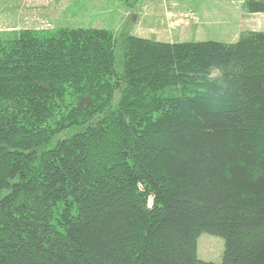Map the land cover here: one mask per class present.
<instances>
[{
	"label": "trees",
	"instance_id": "1",
	"mask_svg": "<svg viewBox=\"0 0 264 264\" xmlns=\"http://www.w3.org/2000/svg\"><path fill=\"white\" fill-rule=\"evenodd\" d=\"M0 264H264V31L0 37Z\"/></svg>",
	"mask_w": 264,
	"mask_h": 264
},
{
	"label": "rangeland",
	"instance_id": "2",
	"mask_svg": "<svg viewBox=\"0 0 264 264\" xmlns=\"http://www.w3.org/2000/svg\"><path fill=\"white\" fill-rule=\"evenodd\" d=\"M248 0H0V37L23 29L106 28L166 42L238 41L247 31H264V12H251ZM213 76L219 71H213ZM68 135V131L61 136ZM223 237L203 233L198 256L224 257Z\"/></svg>",
	"mask_w": 264,
	"mask_h": 264
},
{
	"label": "water",
	"instance_id": "3",
	"mask_svg": "<svg viewBox=\"0 0 264 264\" xmlns=\"http://www.w3.org/2000/svg\"><path fill=\"white\" fill-rule=\"evenodd\" d=\"M92 98L90 96L83 97L77 104V109L82 111L87 109L91 104Z\"/></svg>",
	"mask_w": 264,
	"mask_h": 264
}]
</instances>
